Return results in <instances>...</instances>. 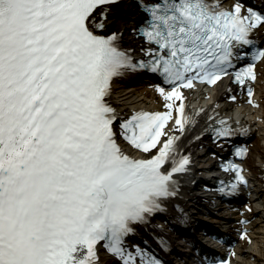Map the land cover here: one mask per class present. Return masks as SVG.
<instances>
[{
    "label": "snow or ice",
    "instance_id": "obj_1",
    "mask_svg": "<svg viewBox=\"0 0 264 264\" xmlns=\"http://www.w3.org/2000/svg\"><path fill=\"white\" fill-rule=\"evenodd\" d=\"M135 17L139 57L124 40ZM261 32L264 0H0V264H101V247L119 264H165L129 237L189 171L176 132L204 110L186 111L183 89L233 69L253 97ZM143 72L158 77L164 110L125 114L114 81ZM219 124L208 125L217 139L234 134ZM224 167L236 174L230 192L248 184L241 165Z\"/></svg>",
    "mask_w": 264,
    "mask_h": 264
},
{
    "label": "bare ground",
    "instance_id": "obj_2",
    "mask_svg": "<svg viewBox=\"0 0 264 264\" xmlns=\"http://www.w3.org/2000/svg\"><path fill=\"white\" fill-rule=\"evenodd\" d=\"M126 3L128 5L135 4L132 1H126ZM136 19L137 17L128 22L127 27L129 31L136 24ZM129 31L125 32V44L135 47L137 49L136 54L140 55L141 53L139 51V46L143 43V41L140 38L134 36L133 33H129ZM258 72L259 77L257 81L251 84L254 90V95L251 98L248 96L245 87L231 85L228 80H224L222 83L211 88L209 91H202V94L200 95H196V91L194 89L184 90L187 111L189 113H196L200 109H203L204 111L199 113V116L196 118V123L189 125L184 131L181 136V142L183 144V148L187 150L196 147V145L199 143L195 141V137L198 135H203L200 141L210 142V138L207 134H204L203 131L206 127H208V125H210L211 122L215 120L209 122L204 120L208 119V116L212 114H225L226 117H231L236 120L234 115H232V108L238 107L239 104L244 103L245 107L240 110V115L237 117L239 121H241L244 126L249 129L248 138L250 139L251 143V152L244 163L248 169L247 172L251 176V179L264 194V62L259 63ZM232 96H235L236 99H231ZM115 97L119 102H122L120 106L123 113H127V110L130 112L131 108H139L138 110H140L152 107V105H145L143 103V98L140 100H135L131 96L120 94L118 92L116 93ZM148 97L153 99L155 105L157 106L154 108V110H164L160 95L157 97L153 92H147L144 95V98L146 99ZM250 99L255 101V103H250ZM176 134L180 135L179 132H176ZM123 146L128 149L131 155L137 157L142 155L139 151L132 148L126 142L123 143ZM254 154L259 157L258 161H256V159L253 157ZM192 180L193 179L190 181ZM250 209L251 210H247L244 215V217L249 219V223L242 226L240 233L242 230L247 229L249 237H252L253 239L256 238L257 240L258 238H262L261 241L264 244V211L260 209H253L252 206ZM143 228L147 230L148 225L142 226L141 229ZM153 234V237L160 236L159 238L156 237L158 241H160V238L165 239V236L159 233L157 230H153ZM246 243V239H240L235 246L236 254L238 256V259L234 258L236 264H264V257L261 255V253L264 255V246H260V244H258L260 246V252H258L254 249H250ZM100 257L101 264H119L117 259L110 253H101Z\"/></svg>",
    "mask_w": 264,
    "mask_h": 264
},
{
    "label": "rangeland",
    "instance_id": "obj_3",
    "mask_svg": "<svg viewBox=\"0 0 264 264\" xmlns=\"http://www.w3.org/2000/svg\"><path fill=\"white\" fill-rule=\"evenodd\" d=\"M143 103H144L145 105H147V106H151V105H152L151 98L148 97V99L145 100ZM238 107H242V105H241V106L238 105ZM253 157L256 159V161H258L259 157H258L256 154H254ZM248 247H249L250 249H254V250L260 252V247L257 246L256 243H255V244H254L253 242H252V243H248ZM261 255L264 257V255H263L262 253H261Z\"/></svg>",
    "mask_w": 264,
    "mask_h": 264
}]
</instances>
